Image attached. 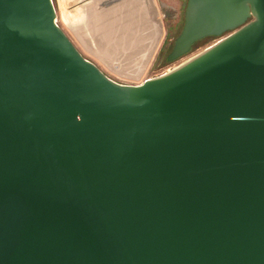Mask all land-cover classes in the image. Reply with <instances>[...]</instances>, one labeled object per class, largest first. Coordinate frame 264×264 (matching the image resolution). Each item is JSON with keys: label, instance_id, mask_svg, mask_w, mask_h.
<instances>
[{"label": "water", "instance_id": "obj_1", "mask_svg": "<svg viewBox=\"0 0 264 264\" xmlns=\"http://www.w3.org/2000/svg\"><path fill=\"white\" fill-rule=\"evenodd\" d=\"M181 2L123 85L0 0V264H264V0Z\"/></svg>", "mask_w": 264, "mask_h": 264}, {"label": "rangeland", "instance_id": "obj_2", "mask_svg": "<svg viewBox=\"0 0 264 264\" xmlns=\"http://www.w3.org/2000/svg\"><path fill=\"white\" fill-rule=\"evenodd\" d=\"M56 23L108 78L140 85L156 74L184 24L181 0H52Z\"/></svg>", "mask_w": 264, "mask_h": 264}]
</instances>
